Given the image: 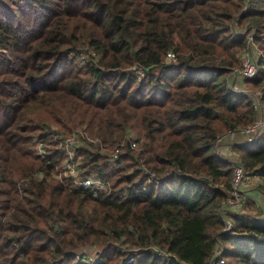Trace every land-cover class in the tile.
<instances>
[{
    "label": "trees",
    "instance_id": "obj_1",
    "mask_svg": "<svg viewBox=\"0 0 264 264\" xmlns=\"http://www.w3.org/2000/svg\"><path fill=\"white\" fill-rule=\"evenodd\" d=\"M251 32L258 72L238 91ZM261 114L264 0H0V264H208L217 241L225 264H264V216L225 206L215 148ZM79 129L124 142L116 167L77 149L106 190L54 176ZM231 147L264 184V134Z\"/></svg>",
    "mask_w": 264,
    "mask_h": 264
},
{
    "label": "built area",
    "instance_id": "obj_2",
    "mask_svg": "<svg viewBox=\"0 0 264 264\" xmlns=\"http://www.w3.org/2000/svg\"><path fill=\"white\" fill-rule=\"evenodd\" d=\"M252 32L247 36L248 42L247 46L243 49L240 55L239 65L231 69L232 78H251L256 75L258 72L257 59L259 58L261 51L252 41ZM167 58L174 59L175 55L173 52L168 51L166 53ZM141 73V72H140ZM142 74V73H141ZM241 134L245 137L247 141L252 140L258 134H264V114H261L259 118L254 120L252 123L245 125L244 127L239 128H227L224 132L220 133L216 137L215 148L217 151L223 155V152L220 150L221 145L228 138ZM54 138L58 139L57 135L53 133ZM60 147L65 151V157L62 160L60 166L57 168L54 173V176L61 181H66L69 187L73 188H83L86 190H91L95 193V190H106L108 182L106 180L100 179L97 176L90 173H83L81 168V157L77 153V149L81 145L87 146H99L100 150L108 158L111 165L116 167L119 165L117 162L120 151L123 147L124 142L114 145L112 148H108L98 137H91L87 135L82 129L72 132L71 135L62 137L58 140ZM130 146L136 147V142L134 140L130 141ZM35 151L37 154L41 155L44 153L42 142L36 141L34 145ZM227 153L233 151L231 147L226 148ZM226 155V154H225ZM231 182L230 190L228 196L225 200V206L231 210H238L241 207L244 200V189L248 186L250 178H258L259 176L256 173H251L246 171L244 165L241 161H232L231 164ZM38 175H42V172L39 171ZM148 175L152 173L148 172ZM140 181V180H138ZM67 185V186H68ZM137 191L134 192L136 194ZM127 194L125 191L121 192L119 196L125 197ZM1 220V217H0ZM223 227L224 230H231L232 228V219L228 212L222 214ZM223 247L221 244L217 243L213 254L210 257L208 264H225V258L222 255ZM136 252V249H135ZM159 255H165V252L161 249L157 250ZM133 255H129L125 262L129 263L133 261Z\"/></svg>",
    "mask_w": 264,
    "mask_h": 264
},
{
    "label": "crops",
    "instance_id": "obj_3",
    "mask_svg": "<svg viewBox=\"0 0 264 264\" xmlns=\"http://www.w3.org/2000/svg\"><path fill=\"white\" fill-rule=\"evenodd\" d=\"M237 78H240V77H237ZM237 86V85H236ZM241 137H243L241 134H236V135H234V136H232V137H230V138H228L226 141H224L223 142V144L221 145V147H220V150L223 152V155H225V154H227V150H226V148H228V147H231V144L233 143V142H239V141H242L243 140V138H241ZM232 148V147H231ZM251 184H248V187H245V189H244V191L247 189V191H246V194H247V196H248V199L250 200V201H255V208H258V209H260L261 210V212H260V215H255V214H252L251 213V215H254V216H264V190H262V189H258L257 188V191L254 193V192H252L253 191V187L252 186H254V185H252L253 184V182L255 183V184H259V183H262V179L260 178V177H258L257 179L256 178H254L253 177V180H251ZM253 188V189H252ZM261 191V192H260ZM249 197H251V198H253V199H250ZM245 208H246V206H245V204H242L241 205V207L240 208H238V210L236 209L235 211H243L244 212V210H245ZM243 209V210H242ZM246 211L247 212H249L247 209H246ZM217 243H219V244H221L220 242H218L217 241ZM222 245V244H221Z\"/></svg>",
    "mask_w": 264,
    "mask_h": 264
},
{
    "label": "rangeland",
    "instance_id": "obj_4",
    "mask_svg": "<svg viewBox=\"0 0 264 264\" xmlns=\"http://www.w3.org/2000/svg\"><path fill=\"white\" fill-rule=\"evenodd\" d=\"M232 80V82H233V88H235L236 90H238V91H240V90H244V91H247V92H251L250 90H248V88L246 87V86H244L242 83H235V82H241L242 81V78H237V77H234V78H232L231 79ZM235 81V82H234ZM235 84L237 85V86H235ZM258 93V92H257ZM241 138H244V137H241ZM232 150L233 151H231V152H229V153H227L225 156L228 158V159H230L231 160V162L232 161H240V157H239V154L236 152V150L235 149H233L232 148ZM251 180H253V178H250L249 179V183L248 184H251L252 182H251ZM262 183H263V181H262ZM262 183H259V184H255L254 182H253V184L252 185H254V186H252L253 188V191L252 192H256L257 191V188L258 189H261L259 186H263L264 184H262ZM246 187H248V186H246ZM256 190V191H255ZM246 191H247V189L245 190V191H243L244 192V200H243V204H245V206H246V208H245V210H244V212H246V213H248V214H255V215H260V212H261V210L260 209H258V208H255V201L253 200V201H250L249 199H248V196H247V194H246ZM261 192V191H260ZM250 199H253V198H251V197H249ZM246 209L249 211V212H247L246 211ZM243 210V209H242ZM94 248H92V249H89L88 247L87 248H85V249H83L84 251H86L88 254H89V256H93L94 255V250H93Z\"/></svg>",
    "mask_w": 264,
    "mask_h": 264
},
{
    "label": "water",
    "instance_id": "obj_5",
    "mask_svg": "<svg viewBox=\"0 0 264 264\" xmlns=\"http://www.w3.org/2000/svg\"><path fill=\"white\" fill-rule=\"evenodd\" d=\"M89 249H92L93 247L88 246Z\"/></svg>",
    "mask_w": 264,
    "mask_h": 264
}]
</instances>
